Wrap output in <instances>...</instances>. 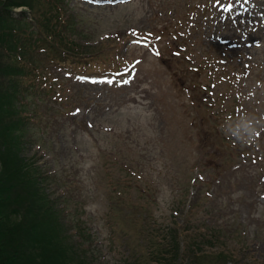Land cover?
<instances>
[{"label":"rangeland","instance_id":"374dc122","mask_svg":"<svg viewBox=\"0 0 264 264\" xmlns=\"http://www.w3.org/2000/svg\"><path fill=\"white\" fill-rule=\"evenodd\" d=\"M67 2L86 27L77 41L110 58L52 67L65 85L29 129L24 154L89 264L134 263L138 204L166 230L194 202L192 223L239 226L245 257L264 259V0ZM211 104L236 116L220 121ZM212 120L256 129L232 167L226 150L199 144Z\"/></svg>","mask_w":264,"mask_h":264},{"label":"trees","instance_id":"16d2710c","mask_svg":"<svg viewBox=\"0 0 264 264\" xmlns=\"http://www.w3.org/2000/svg\"><path fill=\"white\" fill-rule=\"evenodd\" d=\"M20 5L29 8L31 20L26 18V11L13 16V6ZM82 22L67 0H0V264H89L82 239L72 240L65 232L55 197L47 191L45 175L36 161L24 154L29 129L60 96L55 87L65 85L52 67L86 65L99 56L110 58L102 46L93 50L77 41L76 36L87 32ZM211 106L208 110L221 117L220 121L236 116L234 109L214 110ZM245 131L237 125L223 128L212 120L210 129H203L199 144L226 150L232 167L253 149L249 141L237 138L244 137ZM249 140H256L255 135ZM138 191L144 193L146 188L139 187ZM122 194L114 197L115 203H124ZM138 205L130 224L143 249L129 264H245L246 260L264 264V259L245 257L250 249L245 234L237 233L239 226L192 223L196 202L182 213L183 221H173L166 230ZM138 205L136 202L134 206ZM231 239L239 243L228 247ZM212 243L219 247L205 248Z\"/></svg>","mask_w":264,"mask_h":264},{"label":"clouds","instance_id":"9594fccd","mask_svg":"<svg viewBox=\"0 0 264 264\" xmlns=\"http://www.w3.org/2000/svg\"><path fill=\"white\" fill-rule=\"evenodd\" d=\"M256 129L253 125V122L250 121L247 125V131L244 137H237L241 142H247L249 138L255 135Z\"/></svg>","mask_w":264,"mask_h":264}]
</instances>
